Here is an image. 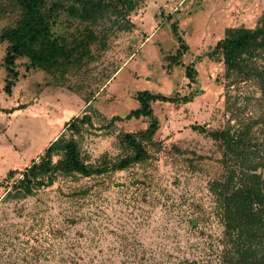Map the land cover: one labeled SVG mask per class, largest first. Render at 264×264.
I'll use <instances>...</instances> for the list:
<instances>
[{"label": "rangeland", "instance_id": "obj_1", "mask_svg": "<svg viewBox=\"0 0 264 264\" xmlns=\"http://www.w3.org/2000/svg\"><path fill=\"white\" fill-rule=\"evenodd\" d=\"M105 3L112 7L96 24L65 12L53 18L54 36L68 42L92 27L100 41L91 46V57L73 70L51 73L18 59L11 94L5 91L3 67L8 44L0 42V264H220L223 225L210 183L223 172L222 148L211 134L228 129L236 115L232 125L264 118V100L254 78L228 94L223 60L204 54L227 29L258 27L264 0ZM146 14L152 21L141 25ZM175 16L178 21L170 24ZM16 19L11 10L0 16V33ZM207 19L218 23L213 36L205 34ZM159 33L168 45L158 41L148 51L146 43L156 42ZM179 50L180 64L174 65L166 57ZM191 64L198 85L186 76ZM256 66L264 68V58ZM144 90L175 100L152 104L160 126L147 161L99 177L58 174L51 187L24 197L7 195L8 173L18 171L21 178L60 137L75 139L86 164L94 167L127 155L123 135L149 126L148 119H126ZM86 114L92 123L80 125V133L66 130ZM114 117L120 120L112 122ZM259 142L262 147L264 139ZM58 158L55 154L54 163ZM86 189L87 195L70 197Z\"/></svg>", "mask_w": 264, "mask_h": 264}, {"label": "trees", "instance_id": "obj_2", "mask_svg": "<svg viewBox=\"0 0 264 264\" xmlns=\"http://www.w3.org/2000/svg\"><path fill=\"white\" fill-rule=\"evenodd\" d=\"M124 1V0H120ZM0 0V16L17 13L15 23L2 30L0 42L7 43V53L3 67L7 72L5 91L11 94L19 72L17 60L26 58L31 69L46 72L73 70L91 57V46L100 39L92 27L85 26L73 42L65 37L57 38L53 33L54 15L65 12L69 17L82 23L96 24L103 13L109 11L111 4L105 0ZM173 30L179 42H184ZM184 46V45H183ZM182 48V47H181ZM181 50V49H180ZM167 56L170 63L178 65L181 51ZM187 47L184 46V51ZM209 59L219 57L225 66L227 93L236 85L253 78L258 81L262 100H264V68L256 66L258 59L264 58V18L255 29H227L224 39L220 40L209 52ZM198 59H201L198 58ZM186 76L191 84L198 85L194 64L186 66ZM195 94L182 102L191 101ZM139 107L132 110L126 119H148L149 126L137 133H126L122 143L127 155L115 163L103 160L97 166L86 164L78 142L71 138L60 137L44 152L39 160H34L16 178L18 171H10L6 178L8 196H27L43 187H51L58 174L79 175L84 178L103 176L109 172L125 171L133 165L150 158L148 146L154 145V138L160 123L155 116L154 102H174L172 98L155 95L148 90L136 94ZM232 115L235 113L231 111ZM239 117L228 121V129L211 134L222 148V174L210 183V192L215 200V209L222 225V250L220 264H264V118L248 124L232 125ZM120 120L114 117L113 121ZM92 118L86 114L75 118L66 125L73 134L80 133V125L91 124ZM254 128H262L257 134ZM193 129H197L194 127ZM59 156L54 163V155ZM89 189L74 193L70 197L87 195Z\"/></svg>", "mask_w": 264, "mask_h": 264}, {"label": "crops", "instance_id": "obj_3", "mask_svg": "<svg viewBox=\"0 0 264 264\" xmlns=\"http://www.w3.org/2000/svg\"><path fill=\"white\" fill-rule=\"evenodd\" d=\"M178 16H175L173 19H172V21H171V23L170 24H172L173 22H175V21H178ZM140 21L143 23V22H145V24H141V25H147L148 23H150L151 21H152V18H151V16L149 15V14H146L144 17H142L141 19H140ZM193 21V20H192ZM194 23H195V25H194V27L195 28H199V27H201V25H202V22L201 21H198V22H195V21H193ZM207 22H208V25H207V30H205V34L207 35V33H208V36H213L214 34H215V31H214V28L216 27L217 28V25H218V23H215L214 24V22L211 20V19H207ZM167 26L168 25H166V27H165V29L164 30H166L167 31ZM179 27H182V25L179 23ZM184 30H186V26H184ZM206 31H207V33H206ZM217 31H218V29L216 30V34H217ZM222 32H223V34H224V32H225V30L223 29L222 30ZM159 35V36H158ZM156 42H153L152 40L153 39H150V40H148V42L146 43L147 45H146V49L148 50V51H151L152 49H153V44L155 45V43H157L158 41V43H161V42H163L164 43V45H168V42L167 41H164V39H166V38H164L163 40L160 38V33L159 34H156ZM191 47V46H190Z\"/></svg>", "mask_w": 264, "mask_h": 264}]
</instances>
